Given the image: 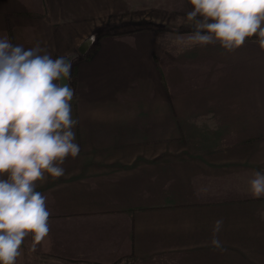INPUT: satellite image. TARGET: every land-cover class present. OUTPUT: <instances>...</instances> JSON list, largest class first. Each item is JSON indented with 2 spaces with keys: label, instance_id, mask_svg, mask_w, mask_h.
Wrapping results in <instances>:
<instances>
[{
  "label": "crops",
  "instance_id": "1",
  "mask_svg": "<svg viewBox=\"0 0 264 264\" xmlns=\"http://www.w3.org/2000/svg\"><path fill=\"white\" fill-rule=\"evenodd\" d=\"M191 10L0 0V36L73 55L79 121V155L37 185L49 235L25 238L16 264H264V196L249 191L264 173V50L257 37L234 52L193 44Z\"/></svg>",
  "mask_w": 264,
  "mask_h": 264
},
{
  "label": "clouds",
  "instance_id": "2",
  "mask_svg": "<svg viewBox=\"0 0 264 264\" xmlns=\"http://www.w3.org/2000/svg\"><path fill=\"white\" fill-rule=\"evenodd\" d=\"M189 3L193 44L218 43L234 52L257 37L264 50V0ZM71 68L65 57L53 58L39 45L26 49L0 36V264H16L25 238L38 244L49 235L48 197L37 185L49 176H64L65 160L80 153L73 130L79 121L72 115ZM249 191L264 196V173H253ZM222 223L215 222L214 233ZM211 244L223 250L215 234Z\"/></svg>",
  "mask_w": 264,
  "mask_h": 264
},
{
  "label": "rangeland",
  "instance_id": "3",
  "mask_svg": "<svg viewBox=\"0 0 264 264\" xmlns=\"http://www.w3.org/2000/svg\"><path fill=\"white\" fill-rule=\"evenodd\" d=\"M170 25H173V26H175L176 25V23H174V22H170L169 24H168V27H169V30L168 31H170V32H172L173 33V31H171L172 30V28L173 27H171ZM195 31V29H192L191 30V32H194ZM179 32H181V30L180 31H175V33H179ZM175 33H173L175 36H176V34ZM191 35V34H190ZM83 46V43H81L80 45H78L77 46V52L78 53H80V54H85V52H86V50H87V46L86 47H84L83 49L81 48ZM70 63H71V65H72V61H71V59H72V57H73V55L71 54V55H66V56H64ZM73 65H72V68H71V73H72V75H71V81L69 82V85H70V87L71 88H75V85H76V73H74L73 72ZM74 77H75V80H74ZM171 129V128H170ZM110 264H136L135 263V261L132 259V258H125V259H121L120 261H117V262H115V263H110Z\"/></svg>",
  "mask_w": 264,
  "mask_h": 264
},
{
  "label": "trees",
  "instance_id": "4",
  "mask_svg": "<svg viewBox=\"0 0 264 264\" xmlns=\"http://www.w3.org/2000/svg\"><path fill=\"white\" fill-rule=\"evenodd\" d=\"M73 72L75 73L74 68H73ZM74 80H75V77H74Z\"/></svg>",
  "mask_w": 264,
  "mask_h": 264
}]
</instances>
